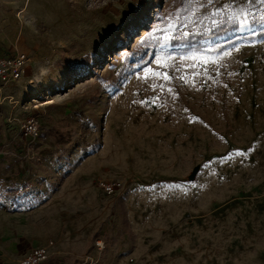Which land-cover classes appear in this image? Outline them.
<instances>
[{"label": "rangeland", "instance_id": "374dc122", "mask_svg": "<svg viewBox=\"0 0 264 264\" xmlns=\"http://www.w3.org/2000/svg\"><path fill=\"white\" fill-rule=\"evenodd\" d=\"M213 5L0 0V57H27L21 80L0 83L1 232L33 210L31 245L84 244L78 261L264 264V36L252 35L264 4L243 5L249 26L194 43L155 31L178 16L208 35ZM99 180L121 183L105 194Z\"/></svg>", "mask_w": 264, "mask_h": 264}, {"label": "crops", "instance_id": "0c3cea01", "mask_svg": "<svg viewBox=\"0 0 264 264\" xmlns=\"http://www.w3.org/2000/svg\"><path fill=\"white\" fill-rule=\"evenodd\" d=\"M8 219H16V228H9L7 230L0 231V264H13L18 262L25 254H27L31 248L35 247L31 245L36 242L34 239L37 232V215L33 210L25 211L18 216H7ZM33 219V221H32ZM29 220L30 223V238L27 236V232H21L25 221ZM74 224L73 226H76ZM12 231H14L12 233ZM66 238L70 239L71 232L63 231ZM74 233V232H73ZM32 236L34 238H32ZM42 246H45L48 250L49 258L43 264H76L78 257L81 253L84 244H74L57 239H52L47 242H41ZM100 250V249H99ZM91 264H118L119 254L111 252L103 253L98 250L92 251L88 255Z\"/></svg>", "mask_w": 264, "mask_h": 264}, {"label": "built area", "instance_id": "2783aa9c", "mask_svg": "<svg viewBox=\"0 0 264 264\" xmlns=\"http://www.w3.org/2000/svg\"><path fill=\"white\" fill-rule=\"evenodd\" d=\"M27 57L22 52L13 53L0 57V83L10 85L17 83L23 78L26 70ZM23 130L27 135H36L37 121L29 118L23 123ZM116 180H99L98 186L105 194H112L120 185ZM96 245L101 248L102 241H96ZM49 258L48 250L45 246H35L25 254L18 262L13 264H43ZM76 264H91L88 257L79 260Z\"/></svg>", "mask_w": 264, "mask_h": 264}, {"label": "snow or ice", "instance_id": "6c2138e0", "mask_svg": "<svg viewBox=\"0 0 264 264\" xmlns=\"http://www.w3.org/2000/svg\"><path fill=\"white\" fill-rule=\"evenodd\" d=\"M191 2L192 0H189V3ZM252 2L253 0H240V4L237 5L235 8H233L232 5H229V4H224L223 7H216L215 5H213V0H207V4L213 5V7L215 8V11L212 12L211 17H206V18H210L212 24L217 27H219L221 24L226 23V22H235L238 27H247L250 24L251 13L246 8H244L243 5L246 3H252ZM260 2L261 4H264V0H260ZM235 3H236V0H233V4ZM195 7H196V10L198 11L199 8H204L205 5L198 4V6H195ZM221 11H225L228 13L227 20H225L224 18H221L220 20H217L214 18L216 14ZM190 15L195 16L196 11H191ZM251 19H255V17H251ZM260 19L264 20V13L261 14ZM164 23L167 25L166 27L158 28L155 30L156 32H161V33L171 32V36L162 37L163 43H171L173 40H177V39L187 40L190 36L198 34L195 32L183 30V29L188 28L189 25L184 24L181 27L178 16L176 17L169 16L164 19ZM195 23H196L195 21L192 22L193 26H195ZM177 31L181 33L180 36H176ZM252 35H257V33L253 32ZM163 43H162V46H163ZM225 55H227V53ZM181 59H184V57H181ZM192 59H195V57L193 56ZM192 67H196V65L194 64L192 65ZM163 75L165 79L169 78L167 72H165ZM169 91H171V89H169ZM142 102H146V101H142Z\"/></svg>", "mask_w": 264, "mask_h": 264}, {"label": "trees", "instance_id": "16d2710c", "mask_svg": "<svg viewBox=\"0 0 264 264\" xmlns=\"http://www.w3.org/2000/svg\"><path fill=\"white\" fill-rule=\"evenodd\" d=\"M236 25H229V26H226V25H220L219 27L213 29L208 35H205V34H198L195 36L194 40H192V38L194 37V35L190 36L187 40H183L184 43H194V42H197L198 39H201V38H206L208 36H217V35H221L225 32H227L228 30H231L235 27ZM256 37H261V36H264V30L263 31H260L257 33V35H255Z\"/></svg>", "mask_w": 264, "mask_h": 264}]
</instances>
